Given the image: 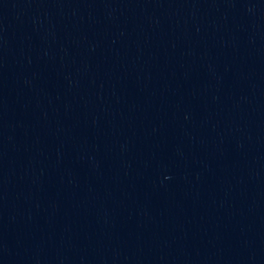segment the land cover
Segmentation results:
<instances>
[{"label":"water","instance_id":"obj_1","mask_svg":"<svg viewBox=\"0 0 264 264\" xmlns=\"http://www.w3.org/2000/svg\"><path fill=\"white\" fill-rule=\"evenodd\" d=\"M0 264H264V0H0Z\"/></svg>","mask_w":264,"mask_h":264}]
</instances>
